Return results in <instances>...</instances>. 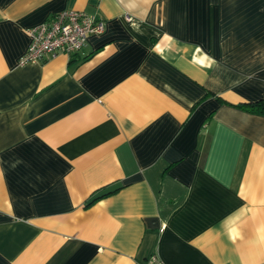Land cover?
I'll return each instance as SVG.
<instances>
[{"label":"crops","instance_id":"0c3cea01","mask_svg":"<svg viewBox=\"0 0 264 264\" xmlns=\"http://www.w3.org/2000/svg\"><path fill=\"white\" fill-rule=\"evenodd\" d=\"M261 98L264 0H0V264H264Z\"/></svg>","mask_w":264,"mask_h":264},{"label":"built area","instance_id":"2783aa9c","mask_svg":"<svg viewBox=\"0 0 264 264\" xmlns=\"http://www.w3.org/2000/svg\"><path fill=\"white\" fill-rule=\"evenodd\" d=\"M127 19L129 17L125 15ZM104 22L99 15L75 9H63L28 29L30 41L19 63H34L57 53L73 54L85 45L90 34L101 33ZM144 264H165L151 254Z\"/></svg>","mask_w":264,"mask_h":264},{"label":"trees","instance_id":"16d2710c","mask_svg":"<svg viewBox=\"0 0 264 264\" xmlns=\"http://www.w3.org/2000/svg\"><path fill=\"white\" fill-rule=\"evenodd\" d=\"M237 106L251 112L264 114V98H261L254 102L240 103ZM99 196L100 195H98L97 197Z\"/></svg>","mask_w":264,"mask_h":264}]
</instances>
